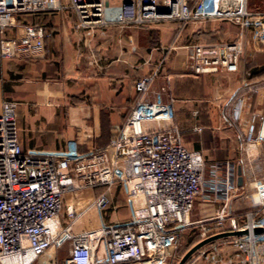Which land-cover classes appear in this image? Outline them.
Masks as SVG:
<instances>
[{"label":"built area","instance_id":"obj_1","mask_svg":"<svg viewBox=\"0 0 264 264\" xmlns=\"http://www.w3.org/2000/svg\"><path fill=\"white\" fill-rule=\"evenodd\" d=\"M66 10L75 15L73 28L87 37L111 25L122 29L164 21L176 22L180 29L208 20L237 26L239 34L234 40L186 47L187 68L196 75L237 71L247 31L264 49V11L249 8L248 0H0V33L14 27L18 15ZM51 35L43 25L24 24L17 37L0 39V56L40 57ZM155 76H145L135 83L140 97L125 122L106 145L86 154L68 148L23 150L17 129L18 103L3 100L0 264H33L40 258L44 260L41 264H172L179 234L187 226L207 221L189 220L197 197L221 202L213 219L216 226L228 219L230 228L218 232L247 229L248 233L212 241L184 264H264V232L253 233L255 227L264 226L257 221V215L264 211V177L258 178L251 166L252 205L240 219L230 213V199L244 186L237 184V167L245 166L244 162L231 158L216 161L201 151L185 148L175 124V99L166 96L164 86L148 95ZM258 89L264 94V81ZM242 108V99L238 98L228 115L232 123H237ZM240 137L245 154L264 144V110L250 113ZM249 157L246 155L251 163L253 158ZM97 187L102 191L84 209L68 204L65 221L61 219L65 194ZM113 188L124 191L129 218L73 231L72 226L91 207L99 211L110 207ZM208 236L203 234L202 239ZM66 243L63 261L50 257Z\"/></svg>","mask_w":264,"mask_h":264},{"label":"crops","instance_id":"obj_2","mask_svg":"<svg viewBox=\"0 0 264 264\" xmlns=\"http://www.w3.org/2000/svg\"><path fill=\"white\" fill-rule=\"evenodd\" d=\"M38 14L18 15L16 25L0 33V39L17 37L24 24L43 25L52 32L40 57L0 56V111L3 100L18 103L17 129L23 150L68 148L86 154L103 147L139 99L135 83L156 73L148 95L164 86L166 96L175 99V124L185 148L201 151L216 161H243V188L250 185L252 165L246 155L257 156L245 154L240 131L246 130L251 112L264 110V94L258 89L264 81V49L253 41L250 32L244 34L245 47L237 71L196 75L187 68L186 47L220 41L225 38L226 25L206 28L205 21H200L183 30L171 21L122 29L111 25L87 37L73 28L72 11ZM207 31L213 36L204 40ZM232 34V40L236 39L237 26L233 25ZM238 98L243 108L237 123H232L228 115ZM255 148L264 159V144ZM205 178H209L208 170ZM102 189L84 190L70 204L84 209ZM116 191L124 194L121 188H113L110 198ZM241 193L230 199L232 214L240 212L232 204L235 201L238 205ZM197 198L205 206L221 203L218 199ZM108 208L97 213L91 207L72 226L73 231L96 228L104 219L119 222L130 216L127 203L126 209L107 212ZM66 255L67 249L64 255L53 251L50 257L63 261Z\"/></svg>","mask_w":264,"mask_h":264},{"label":"rangeland","instance_id":"obj_3","mask_svg":"<svg viewBox=\"0 0 264 264\" xmlns=\"http://www.w3.org/2000/svg\"><path fill=\"white\" fill-rule=\"evenodd\" d=\"M113 1H115V0H113ZM248 5H249V8H251V9L264 11V0H248ZM163 23H166V21H164ZM188 25L189 24L184 25L181 29L182 30L185 29ZM203 25L206 28L221 26V25L225 26L226 25V31L224 29L225 38L222 37L220 41H228V40L233 39V34H232L233 25L228 21L210 20V21H205L203 23ZM179 26L180 25L177 24L178 28H179ZM211 32L212 31L206 32V36L204 37V40L205 39L208 40V39L212 38L213 35L211 34ZM220 41L219 40L218 41H207V42H203V43H218ZM162 42L165 43V40L163 39ZM251 153L253 154V156L256 154L259 156L261 155V152H259L256 148H253L251 150ZM253 158L254 159L251 160L252 161L251 165L254 166L256 176L258 178L264 177V159H262L261 156L259 158L258 157H253ZM251 159H252V157H251ZM243 172H244V168H243ZM251 182H252V179H251ZM85 191H90V190H85ZM83 192L84 191H79V192H75V193L65 194V196H64L65 207H63V209L61 211V219L62 220H65L66 206L68 204H70L72 202V200H75L77 198L76 196L82 194ZM240 192H242V193L239 196L238 205H237V202H235V201L232 204L234 207H238L240 209V212L233 214L238 219H240V217H242V214L246 211V209L251 207V205H252L251 197L254 196V188L252 186H250L249 184H247V186H245ZM240 192H238V193H240ZM111 198H112L111 205L108 209H106L107 212L112 211V210L118 211V210H121L123 208L126 209L125 208L126 203H124V194L122 192L116 191L115 193L112 194ZM233 200H235V198ZM116 204H117V206H116ZM114 205L116 206L115 208H113ZM220 206H221L220 203H215L214 206H205V205L201 204L199 200L194 201V206H193L192 211L190 212L189 220L191 222H194V221H198L201 219H206L207 221L203 222V223H195L194 222L195 224L187 226L179 234L178 241H177L176 259L174 260V262L172 264H177L178 261L180 260V258L183 256V254L190 247H192L195 243H197L199 240L202 239L203 234L211 235V234H215L216 232H218L219 229H221V228L224 230H227L230 228V221L228 219L224 220L221 226H216L217 225L216 220H214L213 217H214L216 211L220 208ZM92 208H94V207H92ZM95 211L97 213H99L98 209H96V208H95ZM101 211H103V210H101ZM257 216H258L257 221L264 222V211L260 215H257ZM104 221H106V219H104ZM67 248H68V243H66L59 250H56V254L59 255L60 253H62L64 255L66 253ZM41 261H42V258L38 259L33 264H41ZM57 261H60V260H57ZM196 264H204V262L198 261Z\"/></svg>","mask_w":264,"mask_h":264},{"label":"water","instance_id":"obj_4","mask_svg":"<svg viewBox=\"0 0 264 264\" xmlns=\"http://www.w3.org/2000/svg\"><path fill=\"white\" fill-rule=\"evenodd\" d=\"M244 182V178H243V167L241 165H238L237 167V184L239 186H242ZM264 232V226H258L255 227L253 229V233H263ZM248 233L247 229H243V230H228V231H222V232H218L215 234H212L200 241H198L197 243H195L192 247H190L184 254L183 256L180 258V260L178 261L177 264H184L189 258L190 256L196 252L199 248H201L202 246L221 239V238H225L228 236H238V235H242V234H246Z\"/></svg>","mask_w":264,"mask_h":264},{"label":"bare ground","instance_id":"obj_5","mask_svg":"<svg viewBox=\"0 0 264 264\" xmlns=\"http://www.w3.org/2000/svg\"><path fill=\"white\" fill-rule=\"evenodd\" d=\"M247 162H248V159H247ZM251 223H252V222H251ZM251 223L249 224V228H251V226H252V224H251ZM246 234H247V233H246ZM228 237H231V236H228Z\"/></svg>","mask_w":264,"mask_h":264},{"label":"trees","instance_id":"obj_6","mask_svg":"<svg viewBox=\"0 0 264 264\" xmlns=\"http://www.w3.org/2000/svg\"><path fill=\"white\" fill-rule=\"evenodd\" d=\"M31 15V14H30ZM39 15V14H38ZM23 17V16H22ZM27 17V16H26ZM30 17V16H29ZM29 17H27V18H29Z\"/></svg>","mask_w":264,"mask_h":264}]
</instances>
